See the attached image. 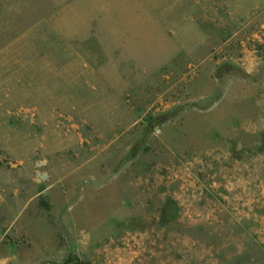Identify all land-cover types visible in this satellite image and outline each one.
<instances>
[{
    "label": "rangeland",
    "instance_id": "rangeland-1",
    "mask_svg": "<svg viewBox=\"0 0 264 264\" xmlns=\"http://www.w3.org/2000/svg\"><path fill=\"white\" fill-rule=\"evenodd\" d=\"M0 264H264V0H0Z\"/></svg>",
    "mask_w": 264,
    "mask_h": 264
}]
</instances>
